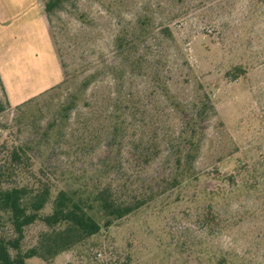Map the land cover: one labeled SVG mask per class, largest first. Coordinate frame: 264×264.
<instances>
[{"label":"rangeland","instance_id":"374dc122","mask_svg":"<svg viewBox=\"0 0 264 264\" xmlns=\"http://www.w3.org/2000/svg\"><path fill=\"white\" fill-rule=\"evenodd\" d=\"M51 30L63 81L20 109L6 104L0 83L6 105L0 141L31 143L37 165L59 179L90 162L114 161L106 146L90 156L73 153L78 136L72 133L93 96L106 106L109 98L112 108L123 93L150 95L158 84L150 65L164 72L171 99L162 93L146 103L161 110L172 129L181 109L195 99L200 105L204 93L216 112L210 109L203 123L186 184L167 186L147 206L52 262L28 264H210L205 253L264 264V0H63ZM136 36L141 41L128 45ZM38 73L30 85L60 80L57 65ZM126 141L117 150L123 162ZM172 167L166 150L149 170L161 175ZM195 186L211 193L200 205H210L218 223L195 217L189 204Z\"/></svg>","mask_w":264,"mask_h":264},{"label":"trees","instance_id":"16d2710c","mask_svg":"<svg viewBox=\"0 0 264 264\" xmlns=\"http://www.w3.org/2000/svg\"><path fill=\"white\" fill-rule=\"evenodd\" d=\"M39 1L52 25V16L63 0ZM141 39L136 36L127 44L136 45ZM124 46L125 40L119 37L120 53H124ZM136 64L141 66L139 61ZM148 69L152 80L158 83L150 95L142 98L123 93L112 108L109 98L105 99L106 106L93 96L85 102V120L72 133L73 139L78 136V142L70 145L73 153L90 156L106 146L115 156L114 161L90 162L59 179L37 165L31 143H16L9 137L0 141V264H28L33 260L50 263L147 206L167 186L180 188L188 182L192 161L205 136L203 123L210 117L209 110L216 112L215 108L204 93L200 105L195 99L190 109H181L178 126L172 129L161 110H151L146 103L162 93L167 101L171 99L167 83L162 82L164 72L155 70L153 65ZM0 83L4 89L1 76ZM53 88L16 108L31 104ZM6 104L11 107L8 99ZM5 109L0 100V113ZM70 110L71 107L66 108L68 113ZM125 140L129 152L123 162L117 150ZM166 150L173 167L169 172L152 175L149 168ZM192 193L189 204L196 207L195 217L207 224L218 223L221 217L212 207L200 205L211 193L197 186ZM205 255L210 264H243Z\"/></svg>","mask_w":264,"mask_h":264},{"label":"crops","instance_id":"0c3cea01","mask_svg":"<svg viewBox=\"0 0 264 264\" xmlns=\"http://www.w3.org/2000/svg\"><path fill=\"white\" fill-rule=\"evenodd\" d=\"M51 65L58 66L57 83L30 85L32 76ZM0 76L12 106H19L63 81L51 25L39 0H0Z\"/></svg>","mask_w":264,"mask_h":264}]
</instances>
